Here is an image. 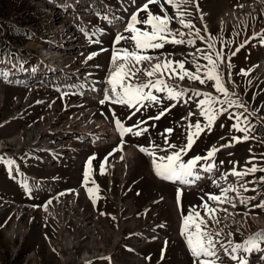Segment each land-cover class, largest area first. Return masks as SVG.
<instances>
[{
    "label": "rangeland",
    "instance_id": "rangeland-1",
    "mask_svg": "<svg viewBox=\"0 0 264 264\" xmlns=\"http://www.w3.org/2000/svg\"><path fill=\"white\" fill-rule=\"evenodd\" d=\"M44 2L46 0H0V44L5 43L8 48L18 49L26 46V42L34 36H39L47 40L53 34L55 35L56 31L54 28H59L60 20L58 19V15L54 16L47 13L48 7H46ZM244 3L253 4L257 11H253L255 8H251L252 6L250 5L249 10L251 11H238L241 16L238 18L239 20L232 21L229 19V23L219 22L221 17H227L228 11L233 13L232 8L236 6L238 8ZM201 6L204 10L206 9L209 13L211 12L208 18L207 16L203 18L204 22H208L210 31L204 32V27L201 25L199 17L195 12L197 11L195 6L188 7V12L191 15L187 16V19L191 20L197 28L201 29L202 35L207 37L210 34L213 37H219L216 42V48L217 50H223L226 63L228 62V54H232L235 51V55H229L231 56L230 63L233 67L226 68L222 64L221 71L224 72L226 80L232 74L231 80L234 83L228 86L237 93L239 99L247 105L250 112L253 110L257 112L255 117H249L250 120L257 124V130L251 133L255 138L249 139L248 141H241L233 149L230 150L228 148L224 149L221 153L220 151L217 153L220 154V157H223L222 159H224V163L226 164L224 165L225 168L234 166L232 162H238V168H241L243 164L248 165V168H250L252 167V163H255L258 167H264V162L259 161L262 158L264 159V127L260 126L261 122L259 119L260 117H264V71L260 72L259 69H256L254 61L246 68L253 69L250 75H242L238 69L236 70L237 62H250L254 58L259 57L260 53L264 51V43L259 39H252L256 34L260 32L264 33V12L261 9H264V3H255L253 0H201ZM149 8L153 13L163 15L158 5L151 4ZM165 8L170 15H174L173 8L168 5H165ZM139 18H146V13L141 12ZM220 24L224 25L223 28H220ZM170 26L173 29L180 28V25L175 21ZM138 27L143 26L138 25ZM63 30L74 33L70 26H65L60 32L62 33ZM181 30L188 31L187 29ZM238 35V41H235ZM224 36L226 40H224ZM245 40L249 42L244 47L239 48V51H236L239 45L244 43ZM228 41H232V43L229 44L227 43ZM123 46L130 47V42H124ZM196 48H206V44L197 40L196 45L190 47L187 51H183V54L177 55L175 53V55L171 54V57L175 60L187 59L190 61L191 56L189 54L194 52ZM101 49V47H97L95 50L101 52ZM168 50L182 52L170 46ZM108 51L112 52L111 50ZM75 53L80 56L81 51L77 50ZM151 53L153 52H149V54ZM102 55L103 53L91 60H87L88 56H80L75 65L85 64L89 66L90 63L96 66L99 65V68L103 69V71L98 68L97 75L101 78V75L108 72L110 67V58L106 60L104 58L102 59ZM71 58H67V60L70 61ZM86 60L87 63H85ZM103 62L107 63V70L103 66ZM200 63L203 64L206 61L201 60ZM1 65L6 67L4 62ZM185 67L189 70H194L190 63H186ZM0 86V94L4 93L5 95V101L0 108V137L11 136L19 129H26L30 125H34L35 130L41 129L43 132V123L40 122L46 123L49 119H55V111L60 113L58 126H62L67 118L83 108L77 105L70 107L73 103L79 104L83 102V99L81 100L79 98H76L77 100L74 98L59 99L58 107L55 110L50 108L48 104L40 101L35 103V108H33L29 104L40 97L39 93L30 98L29 104H24L23 101L26 99L25 94L27 91H24L26 89L22 88L25 87H14L10 84L5 85L1 81ZM182 86L212 92L213 95H219L215 93L212 82L201 85L199 82H192L185 78ZM21 89L23 93H21ZM18 98L21 99L20 103L17 102ZM196 99V97H193L189 100L190 105L188 104L189 106L187 107L173 109L159 120H150L147 125H142V127H149V131L141 136H134L132 134L125 135L124 148L135 150L138 154L135 160L126 167L127 173H124L126 175L125 177L121 176V169L115 163L118 157L122 155L121 151L115 152L114 155L108 158V163L105 164V174H99V168L104 161V156L120 144L121 137L119 138V136H117V141H112L101 146H80L79 153H76L72 159L53 167L52 164L51 166L46 165L41 161L45 156V152L28 147V135H26L27 138L24 136L23 145L16 144V146H22L18 151H14L11 148L0 151V156L4 160L21 159L25 168L35 175L49 178L62 177L64 179L62 185L66 186V188H71V190L66 191L65 196H59L60 201L58 202H71L68 199L73 197L75 189L78 188L77 186L82 187L79 195H76L79 205L76 201L71 202L73 208L71 205L58 203L55 199L52 200L51 204L47 203L48 205L45 207V210L41 208L32 210L28 206L31 202L27 201L23 196L21 186L9 178V173L6 172L8 171L7 165L0 161V204L6 201L5 205L7 206L0 212V264H65L59 256L62 253L61 250H58V253L55 248V242L59 243V241L56 232V218L55 216L52 218L54 213L66 218L64 229L66 227L68 232L64 230L67 237L65 243L73 242L76 245L73 248L75 256L69 255L71 260L68 258L66 264H192V257L186 247L184 237L181 235L180 223L182 221V214L186 215L190 206L200 205V197L203 196L206 200L207 192L211 191L218 194L219 189L214 186L212 180L195 189L183 191L178 204L176 187L168 182H163L154 175V172H152L149 166V156L138 151V147L134 146L148 147L151 142L163 146V137L160 134L168 128L174 129V132L169 136L170 143L177 145L185 143L187 135L186 125L188 121L182 118L187 117L189 112H193L196 115L190 117L191 122L195 124L197 119H199L202 124L204 123L203 117L199 116ZM168 103V101H165L162 106H150L147 109H142L141 112H137L135 115H131L134 109H129L127 106L120 107V105H114L113 107L119 119L125 123V126H132L138 120H144L146 116H156L162 107L168 105ZM91 108H93L92 112L99 119H113L111 109L107 105H99L98 108L91 106ZM230 111H243V109L234 108ZM130 115L131 119L128 118ZM218 118H220L217 120L219 121L217 123L218 125L216 124L210 130L207 129L201 138L195 140L192 149L184 158L185 161L192 156L206 154V151L212 146L219 147L220 143L221 145L226 143L233 136H243V133L232 129L234 121L229 119L227 114L219 116ZM4 120L8 121L3 122ZM152 125L155 126L153 127ZM181 125L185 127H181ZM24 131L26 132V130ZM165 135L168 134L165 133ZM48 137L52 144L50 146L55 151L61 146L66 148L75 144L71 140L66 142L65 139L59 138L57 135H48ZM10 141L6 144L10 145ZM126 151L124 156L127 161ZM156 152L160 153V155L168 154L167 152H161L159 149H156ZM93 156L95 159L92 160L91 179H94L99 185V193L97 194L99 199L95 203H93V200L88 196L85 188L81 184L83 174L88 168L87 161ZM251 156H255L256 159L252 163L246 164V161H249ZM204 163L200 162V164ZM132 165L133 167L131 168ZM129 167L130 170H128ZM261 175H264V173L257 172L255 178H259ZM91 179L89 181V187L93 186ZM252 179L254 177L251 175L244 177V181H250ZM228 183H232V181L228 180ZM248 187L251 189L255 185L248 184ZM16 191H19L18 196L15 194ZM243 195L255 197V199L247 207L240 204L238 200L236 208L234 209L228 205H223V207H228L229 212L235 213V215L223 220L219 227L223 229L224 234L229 232L233 233L234 236L232 239L234 241L245 240V238L250 237L254 233L264 232V209L253 207V205L264 200V185H260L258 191H249L243 193ZM119 198L121 199L120 202ZM9 199L19 201L16 203L21 204V207L14 210L12 206H9ZM23 203L27 205L23 206ZM60 204L64 206L61 207ZM94 205H97V207L95 208ZM180 205H182L183 212L181 211ZM119 212H121V218H117L116 216ZM201 215H203V212H201ZM220 215L223 216L224 214L220 213ZM151 218L160 236L158 235V239L154 242L151 241L150 243L141 244L139 252L133 253L130 250V246L135 245L134 240L136 239H127L126 235L132 233V231L135 232L141 227H145ZM160 224H162L161 227L159 226ZM15 227L19 228L15 229ZM14 231H16L15 234ZM114 234L119 235L116 243L113 242ZM167 238L168 240H166ZM221 239L226 240L227 236L224 235ZM51 241L54 243L53 245ZM165 241H167V247L162 259L161 250L165 248ZM62 247H64V244H62ZM112 247H115L114 250H111ZM261 247L264 248V241L261 242ZM98 248H101L99 251L104 249L105 251L113 252V254L106 258L103 257L100 260L93 259L78 263L82 258L84 260L88 253ZM261 252L262 255L257 256L252 254L253 252L244 253L241 250L239 255L244 256L248 264H264V251ZM149 257L150 259H148ZM223 264H236V262L231 260L226 261L223 258Z\"/></svg>",
    "mask_w": 264,
    "mask_h": 264
},
{
    "label": "snow or ice",
    "instance_id": "snow-or-ice-1",
    "mask_svg": "<svg viewBox=\"0 0 264 264\" xmlns=\"http://www.w3.org/2000/svg\"><path fill=\"white\" fill-rule=\"evenodd\" d=\"M132 2L135 3V0H132ZM151 4L158 5L163 15L153 13L149 8ZM165 5L173 8L174 15L168 13ZM189 6H195L199 10L197 0H145L135 12L131 13L129 19L124 24L123 32H118L114 37L111 49L110 69L104 81L107 88L104 89L105 94L99 101L101 105L109 103L127 106L129 109H134L131 115H135L137 112H141L142 109H147L150 106H162L165 100L177 103L183 100L184 103H187L188 100L196 97L199 116L203 117L204 123L202 124L197 119L196 123L193 124L190 120V117L196 115L193 112H189L187 117L182 118L188 121L185 143L181 145L170 143L169 136L174 132V129L168 128L160 134L163 137V146L156 145L154 142H151L148 147L137 146L139 151L151 157V163L157 177L167 181H179L184 185H192L204 179L205 177L201 173L211 175L217 170L214 160L217 152L223 148L233 146V142L239 143L254 139L255 137L251 133L257 130V124L249 119V117H255L257 112L255 110L251 112L248 110L247 105L228 86L234 83L231 80V76L229 75L226 80L224 72L221 71L222 64L226 68L233 67L230 63L231 56H227L228 62L226 63L225 53L222 49L217 50L216 48V42L219 37H213L210 34L207 37L202 35L201 29L197 28L191 20L187 19V16L191 15L188 12ZM240 7H243V5H240ZM141 12L146 13V18H139ZM102 19L112 24L115 17L109 19L108 16H104ZM200 19L203 20V15L200 16ZM174 21L180 25V28H171L170 25ZM138 25H142L143 27H138ZM181 29H187L188 31L185 32ZM203 30L204 32L208 31L206 25ZM82 31L84 30L82 29ZM102 32L103 29H97L96 32L92 33V36ZM85 35H88L87 32H85ZM92 36H88L89 41L99 44L100 40H93ZM252 39H259L264 43V33H258ZM197 40L205 43L206 48H196L194 52L189 54L191 56L190 61L187 59L175 60L171 57V54L163 52L155 55L149 54V52L155 53L157 50L163 49L166 44L195 46ZM124 42H130V47L123 46ZM248 42V40H245L236 51H239V48L244 47ZM227 43L230 44L232 41H228ZM118 45L119 47H117ZM105 50L101 49V51ZM97 55H99L98 52L92 53L87 57V60H91ZM231 55H235V52ZM87 60L85 63H87ZM201 60L206 61V63H200ZM186 63H190L194 70L187 69L185 67ZM96 67H99V65ZM241 74L248 75L249 73L242 69ZM8 76L9 73L7 71L0 69V77L7 80ZM185 78L192 82H199L201 85L212 82L215 93L219 95L183 87L182 82ZM83 87L84 85H81V88ZM91 90L94 91L96 89L93 87ZM154 93H164L165 95L161 97ZM72 94L82 95L83 93L74 92ZM64 95H68V93L65 92ZM184 97H187V99L184 100ZM173 106L175 105L169 104L166 108L162 107V110L156 116H150L148 120H159ZM234 108L243 109V111H230ZM111 114L121 141L109 153V156L114 155L117 151H123L126 134L141 136L149 131V127H142V125H147L148 121L138 120L135 125L125 126V123L116 116L114 110L111 111ZM224 114H227L228 118L234 121L232 129L243 133V136H233L227 144L220 145L219 147L212 146L206 151L205 155H196L185 161L184 156L192 149L195 140L206 129L210 130L217 118ZM131 115L128 117L129 119H131ZM259 119L261 122L260 126L264 127V117H260ZM152 126L154 127L155 125ZM181 127L185 126L181 125ZM165 133L168 135H165ZM156 149L168 154L158 155ZM123 158V156L120 157V159ZM93 159H95L94 156L90 157L87 161L88 168L83 174L82 186L93 200V203H95L99 199L97 195L99 193V185L94 179H91ZM255 159V156H251L249 161H246V164L252 163ZM0 161L7 165L10 172L13 170V165L16 166L15 170L19 171V165L15 160H4L0 156ZM201 161L205 163L200 164ZM107 163L108 157H105L100 165L99 174H105V164ZM232 163L234 166L230 171L221 173L218 178L213 179V184L219 189V193H206V200L203 196L200 197V205L190 206L187 214H182L181 235L184 237L186 247L192 257V264H223L221 254L231 261H235L236 264H248L247 259L239 255L241 250L244 253L264 251V248L261 247V242L264 241V232H258L255 236L248 237L243 243H237L232 239L233 233L224 234L223 229L219 227L223 220L235 215V213L229 212L228 207H223V205H228L234 209L238 200L240 204L247 207L255 197H247L243 193L258 191L259 186L264 185V175L255 178L257 172L264 173V167H258L255 163H252V167L250 168L244 167L237 170L238 162ZM220 164L222 165L223 161ZM249 175L253 176L254 179L244 181V177ZM229 176L235 177L236 182L228 183ZM90 179L92 187L88 186ZM248 184H253L255 187L250 189ZM23 186L31 192L32 189L26 180ZM181 194L178 193L177 195L178 204ZM258 194L260 193L258 192ZM60 195H65V193H61ZM51 202L49 200L48 204H51ZM45 207L47 206L45 205ZM180 207L183 212L182 205ZM253 207L264 209V200L253 205ZM201 212H203V215H201ZM220 213L224 215L221 216ZM224 235L227 236L226 240L221 239ZM166 247L167 241H165V248L161 250L162 259Z\"/></svg>",
    "mask_w": 264,
    "mask_h": 264
},
{
    "label": "bare ground",
    "instance_id": "bare-ground-1",
    "mask_svg": "<svg viewBox=\"0 0 264 264\" xmlns=\"http://www.w3.org/2000/svg\"><path fill=\"white\" fill-rule=\"evenodd\" d=\"M197 1H198L199 6H200V9L198 10L199 11V16L203 15V18L205 16L209 17V15L211 14V12L209 13V11H207L206 9H205L206 11L204 10V8L201 6V0H197ZM253 2H255V3H259L260 2V3L263 4L264 3V0H253ZM70 3H73L74 5H76V8H73L71 10H68L66 13L57 12L55 14V15H58V19L60 20L59 28H57V29L54 28L55 31H56V34L55 35L53 34L51 36V38H49V39L47 38V40L46 39H43L42 37H39V36H34L33 39L30 40L27 43V45H26L27 47L34 48V49L37 50V54H39V57L41 59V60H39L37 62V65L39 66V69L42 71L41 72L42 75L45 77V79L47 81H51V80H54L55 81V80H57L61 76V75H56L55 76L54 75L55 74L54 71H52L53 67H56L58 64H60L62 66L61 68H58V70H59L58 73H61L62 71L63 72L64 71L65 72H67V71L76 72V71H78L80 69H83V68H85L87 66L85 64H82V65H75V64H76V61L79 59L80 56L85 57V56H88L89 55V54L86 53L87 47H89V42H88V40H86L80 34V32H79V26H80V24H84V22H85V25H88V28L89 29L92 30L94 28V25H93L92 21L90 19L89 20L86 19L88 17V15L91 14L90 7L92 6V4L96 5V7H97V8H93L92 10H98L99 12H101L102 14H104L105 16H108L109 19H113V17H115V19H113V22H114L115 26H118V22L120 21V18H121V15H122L121 12H122L123 3H122L121 0H115L114 1V4H109L108 2H105V4H104L102 2H99L98 0H73L72 2H68V4H70ZM241 5H243V7H238L237 8V6H236V7L232 8L233 11H234L233 13L231 11H228L229 12L228 15L226 14L227 17H221L219 19V22L220 23L221 22L222 23H229L230 22L229 19H231L232 21L239 20L238 18H240L241 16H240V12H238V11H244V12L245 11H251V10H249L250 5L252 6L251 8H255V6L253 4H249V3H246V4L244 3V4H241ZM261 9L263 10V8H261ZM254 10L256 11V8ZM247 14H248V12H247ZM204 24L207 26V29H209L208 23L207 22H204ZM65 26H67V27L70 26V28L74 31V33L73 32H70L68 30H63L62 33H61L60 32L61 29H64ZM219 26H220V28H223L224 25L223 24H220ZM35 35H37V34H35ZM77 50L81 51L80 56H78L75 53ZM111 55H112V52H110L108 50H105L103 52L102 59L104 58L106 60L108 58H111ZM67 58H71L70 61H68ZM78 62H80V61H78ZM103 63H104L103 66L107 70L106 63L105 62H103ZM65 66H66V68L68 70L64 68ZM257 67H259L260 72H263L264 71V69H262V67H264V57L262 58V60L260 61V63L257 64ZM11 69L14 72H17L18 65L17 64H13L12 67H11ZM109 69H110V67H109ZM106 74H108V73H106ZM22 89H26L24 91H27L28 92V95L30 96V98H32L33 95H37L39 93L40 94L39 101L48 104L52 109H54L58 105V101L57 100H51V97L48 95V93H44L45 89L43 87H34V86H32V87H27V88H22ZM55 96H57V95H55ZM67 97H73V96H71V95L58 96V98H62V99L67 98ZM30 98H29V100H30ZM4 101H5V95H4V93L3 94L1 93L0 94V108L3 105V102ZM90 102H91L90 99H85V103L83 104V106L85 105L83 107L84 109L81 110L80 112L76 113L75 115L67 118L66 122L64 121L65 122L64 124L66 126H68V127L74 128V127H79V125L81 123H83L85 121H88V115H90V111H91V108L89 107ZM55 112L56 113H54L55 114L54 117L55 118H59L60 117V113H57V111H55ZM95 118H96L95 125L97 127L96 128L97 133L100 134V135H103V136L106 135L107 136V138H106L107 139V143L112 142L113 141V138L116 135H119L118 130L116 128H113V127H110V126L109 127L106 126L105 125L106 122H104V119H100L99 120L97 116ZM47 119H49V118H47ZM55 122H56V119H49L46 123L45 122H40V123H43V125H42L43 132H42L41 129L35 130V127H33L31 131H29L30 129H28L26 132L25 131L24 132H19V133L17 132V134L16 135H13V136H7V137L6 136H2L3 138L0 137V151H3L4 149H10V148L13 149L14 151H18L22 146H16V144L18 143V145L19 144L23 145L24 144L23 143L24 136H26V135L29 136L28 139H27L28 142H29L28 143V147H31V146H33V147L34 146H40V144H43V142H45V144H44L45 146L44 147H41V149H48V148H50L51 147L50 145H52V144H50V141H48V136L47 135L48 134H54L55 131H58L59 129L62 128V127H57L56 128ZM17 136H19V137H17ZM14 138H16V139H14ZM26 138H27V136H26ZM12 139H14V140H12ZM10 140H12V141H10ZM8 141H10L9 142L10 145H7L6 144ZM13 146H15V147H13ZM34 148H40V147H34ZM125 151H126V155H127V157H126L127 158V161L125 160V156H124L125 155ZM121 156H123L124 158L123 159H120ZM137 156H138V154H137V152L135 150L123 148L122 155H120L118 157V160L115 161L116 165L119 166L120 169H121V172H122L121 176L122 177H125L126 176V175H124V173H127L126 172V170H127L126 167L128 166V164H130L131 162H133ZM150 161H151V157H150ZM133 165L131 166V168L133 167ZM128 170H130V167L128 168ZM128 175H129V173H128ZM78 188L76 190V193L77 194L80 191V187H78ZM58 201H60V200L59 199L56 200V202H58ZM120 201H121V199L119 198V202ZM71 202L73 203L74 201H71ZM71 202L65 203V201H62V202H58V203L68 204V205H71V207H72V203ZM16 206H18V205H16ZM63 206L64 205H61V207H63ZM5 207H7L5 205V203L4 202L1 203L0 204V212L3 211ZM44 210H45V207H44ZM54 216L56 218L55 219L56 220V225H57L56 232L58 234L57 237H58V241H59V243L56 242L57 243V249L58 250H61L62 253L60 254V256H61L62 259H64L63 262L66 264V262L68 261V258H69V260L71 259V257H69V256L68 257L67 256L65 257L66 252H69V255L75 256V251H74L73 248H75L76 245H74L73 242H69L67 244L65 243L66 238H67L66 235H65V233H64V230H66V227L64 229V225H66V223H65L66 222V218L63 217V216L62 217L58 216L57 213L56 214L54 213V215H53L52 218H54ZM50 218H51V216H50ZM120 218H121V216H120ZM16 222H18V221H16ZM121 223H123V222H121ZM151 227L152 226H151V224L149 222V223L146 224L145 227H141L140 229L136 230L135 232L146 233V234L148 232V234H151V232H150V230L152 229ZM17 228H19V227H17ZM17 228L15 227V229H17ZM66 231L68 232V230H66ZM15 233H16V231H14V234ZM54 238H56V237H54ZM118 239H119V235H115L114 234V239H113L114 241L113 242L118 241ZM49 241H50V239H49ZM63 242H64V247H62ZM66 248H68V249H66ZM101 248H98L97 250L92 251L91 253H88V255L84 258L83 261H85V260H87V259H89L91 257H95V256H98L100 254H103L104 253L103 250H100L99 251V249H101ZM141 263H142V261H141Z\"/></svg>",
    "mask_w": 264,
    "mask_h": 264
},
{
    "label": "crops",
    "instance_id": "crops-1",
    "mask_svg": "<svg viewBox=\"0 0 264 264\" xmlns=\"http://www.w3.org/2000/svg\"><path fill=\"white\" fill-rule=\"evenodd\" d=\"M239 35H240V34H239ZM239 35L236 36L235 41L238 39ZM225 38H226V37L224 36V40H225ZM237 41H238V40H237ZM234 52H235V51H234ZM230 54H231V53H230ZM230 54H228V56H229ZM263 54H264V52L260 53V56L263 55ZM237 56H238V53H237ZM260 56H259V57H260ZM259 57H256V58H254L252 61H250V62H246V63L237 62L236 70L238 69L240 72H241L242 69L248 71V69H246V68L248 67V65H249V64L251 65V64L253 63V61L255 62V60H257ZM255 94L257 95V93H255ZM18 192H19V191H16V192H15L16 196L19 195Z\"/></svg>",
    "mask_w": 264,
    "mask_h": 264
},
{
    "label": "built area",
    "instance_id": "built-area-1",
    "mask_svg": "<svg viewBox=\"0 0 264 264\" xmlns=\"http://www.w3.org/2000/svg\"><path fill=\"white\" fill-rule=\"evenodd\" d=\"M66 256L68 257L69 256V252H66ZM71 260V259H70Z\"/></svg>",
    "mask_w": 264,
    "mask_h": 264
}]
</instances>
